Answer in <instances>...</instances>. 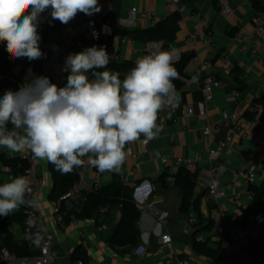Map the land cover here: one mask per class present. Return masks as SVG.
Segmentation results:
<instances>
[{"label":"crops","instance_id":"1","mask_svg":"<svg viewBox=\"0 0 264 264\" xmlns=\"http://www.w3.org/2000/svg\"><path fill=\"white\" fill-rule=\"evenodd\" d=\"M170 1L172 6L168 8L165 0H103V23L111 32L115 31L110 38L111 45L117 46L118 50L117 54L114 53L115 61L135 63L138 58L146 55L142 50L144 41L140 38L133 39L124 32L146 30L175 13L179 5L184 8L183 22L177 27L174 38L153 41L162 47L166 44L176 49L181 56L189 57L184 69L187 77L182 80L181 88L178 90L180 104L173 112L178 116L177 123L172 124L167 115L158 139L148 141L142 146L141 136L139 140L127 144L126 160L119 173H100L95 166L90 168L84 165L82 176L75 185L78 191L64 200L67 210L77 212L83 204L84 194L94 188L107 185L114 179L131 187L133 199L140 209L137 220L140 232L138 244L146 246V255L137 257L133 252L135 247H112L108 243V238L120 217L118 206H113L107 215L106 209L103 208L88 218L71 216V222L65 229H59L54 219L55 205L48 198L52 187L48 162L35 158L37 172L43 178L38 204L45 224L54 235L52 247L54 264H68L72 261V254L76 248L84 250L88 258L96 264H160L172 257L188 259L191 264H231L226 261L213 262L193 249L196 235L208 240L209 246H217L209 237V230L206 228L207 221L212 220L215 214L219 215L220 224L227 229L231 240L242 241L256 258H264V223L254 214H249L245 218L244 226L235 222L241 211L249 210L253 204L252 197L248 195L249 184L235 176L236 169L252 165L256 177L254 185L260 186L264 182V144L251 141L253 137L258 140L264 136V105L256 108L259 120L251 122L247 137L240 138L238 134L233 133L231 142L220 157L212 162L203 161L187 168L195 182L194 195L199 197V212L193 209L188 213L180 211L181 192L179 188L173 186V178L170 175L173 159L183 157L194 160L197 155L204 154L230 131L229 126L222 125L217 132L204 137L202 134L204 125L218 123L222 111L237 113L244 117L246 110H252V100L264 93V56L263 63L259 64L250 53L240 52L239 44L233 38L235 33L243 32L248 34L251 40L264 41V34L258 35L251 23L256 11L251 0H230L231 11L226 15L219 11V0ZM131 8L153 12L156 20L136 18L131 21L128 18V11ZM84 16L85 14L79 13L73 25L77 26L82 22ZM42 19L41 13L38 32L41 36L40 48L45 55L31 62L26 58L14 60L10 57V72L19 79L20 85L32 78L26 75L28 66L33 67L36 76L65 75L67 73L64 71L65 57L70 53L83 51L74 46L73 40L77 37L84 40L88 38L86 34H79L77 29L67 33L44 27L41 24ZM189 35L195 36V43L186 41ZM121 36H126L127 40L122 41ZM104 37L106 36H102L101 39ZM100 42L96 46H101ZM1 49L2 43L0 51ZM223 54L230 58L231 65L228 68L221 62ZM233 67L239 69L238 77L244 87L242 92H238L232 80ZM210 78L221 81V85L213 89L212 99L205 101L202 85ZM6 91L8 90L2 89L0 97ZM181 111H184V115ZM157 123L160 124V120ZM239 144L244 146V158H240L238 154ZM134 153L135 160L132 158ZM0 155L7 159L24 158L31 155V152L14 153L0 147ZM163 156L167 157L168 163L160 160ZM82 159L86 163L89 161L88 156ZM136 163L139 169L133 170ZM220 167L224 169L223 173L212 172V169ZM12 179V174L6 170L0 159V184ZM212 179L218 181L219 189L223 192V195L217 198L208 192L207 184ZM238 194L237 203L234 199ZM18 210L19 208L6 216L5 226L16 241H21L26 239L23 227L12 220V216ZM190 218L194 221L191 222ZM196 230L198 232L194 235ZM162 234H167L171 241L157 244V239ZM1 236L0 232V248H3Z\"/></svg>","mask_w":264,"mask_h":264},{"label":"clouds","instance_id":"2","mask_svg":"<svg viewBox=\"0 0 264 264\" xmlns=\"http://www.w3.org/2000/svg\"><path fill=\"white\" fill-rule=\"evenodd\" d=\"M46 10L68 24L78 13H99L101 5L98 0H0V43L12 59L31 62L45 55L38 23ZM110 60L105 47L93 45L65 57L64 87L33 76L18 91H6L0 97V147L30 151L62 174L81 166L86 156L100 173H119L125 146L141 136L145 143L158 139L161 112L179 106L173 81L180 74L169 50L138 58L123 79L108 69ZM30 192L25 176L0 184V216L22 205L36 207L37 199H26Z\"/></svg>","mask_w":264,"mask_h":264},{"label":"built area","instance_id":"3","mask_svg":"<svg viewBox=\"0 0 264 264\" xmlns=\"http://www.w3.org/2000/svg\"><path fill=\"white\" fill-rule=\"evenodd\" d=\"M166 1V7L170 8L172 6V2L170 0ZM101 5V11L99 13H95L91 16L85 15L84 20L80 22L77 26L73 25L74 20L77 18L78 14L72 19L68 24H62L58 20H53L50 14V10H46L43 12V19L41 21L42 26L50 28V29H58L61 32L72 33L75 29H77L79 34H86L88 38L86 40L81 37H77L73 40V44L75 47L84 50L87 47H91L93 45H97L100 42L102 36L111 35V29L108 28L103 23V0H98ZM219 11L221 14L226 15L231 11L230 0H219ZM176 12L179 14V18L176 22L177 26L181 25L184 17V8L179 5L177 7ZM129 20L133 21L136 18L140 19H150L156 20L155 14L153 12H149L147 10L141 9L137 10L136 8H131L128 11ZM251 23L254 27V30L258 35L264 34V11L256 12L252 18ZM103 28V30H102ZM95 34V35H94ZM234 40L239 44V50L242 53H250L259 64L263 63V53H264V41L263 40H251L248 34L243 32H237L234 35ZM121 40H127L126 36H121ZM187 42L195 43V36L189 35L186 38ZM114 53L117 54V46H113ZM142 50L145 54H152L160 50H169L173 53L174 60L177 62L180 59V54L176 49H173L170 46L162 47L159 46L156 42L150 41L143 43ZM41 59V58H40ZM197 59V57H195ZM222 64L228 68L231 65L230 58L228 55L223 54L221 56ZM206 65L207 63L204 62ZM27 76H36V73L33 71L32 66H28L26 68ZM60 75H51L49 79L52 83L56 84L60 80ZM221 85V81L216 78L207 79L203 85L202 90L204 93V100L210 101L213 96V89L217 88ZM177 90V89H176ZM178 91V90H177ZM177 109V108H176ZM175 109V110H176ZM174 110V111H175ZM171 111L170 122L172 124H176L178 121V116L174 115L171 109H165L161 112L160 116V124L163 123L166 119V116ZM181 114L184 115V111H181ZM259 120V114L257 111L254 112L251 119L244 118L237 113H228L227 111L221 112V118L218 123L206 124L202 128V134L204 137H208L211 134L217 132L220 127L229 126L230 131L217 143L209 148L204 154L197 155L194 160H189L183 157H176L173 159V165L170 171V175H172L178 167L191 168L195 164L206 161L212 162L213 160L220 157L227 147V145L232 140L233 133L239 135L240 138H245L248 136V127L252 121ZM252 143H260L264 144V136L260 137L258 140H255L254 137L251 139ZM148 143V142H147ZM147 143L144 142V137L141 139V145L145 146ZM238 154L240 158L245 157V149L242 144L238 146ZM29 162V167L25 170L23 176H25L29 181V186L31 188V192L26 196V199H37L39 196L40 189L43 185V178L38 174L36 168V162L33 155H28L24 157ZM132 158L136 159V154H132ZM83 160V159H82ZM163 163H168L167 157H161L160 159ZM84 165H88L90 168L94 167L91 164L90 160L86 163L83 160L81 166L76 167L79 176H82V168ZM139 165L136 163L133 165V170H138ZM6 170L9 171V168L6 167ZM224 169L220 167L219 169H212L213 173H223ZM235 176L241 178L249 185L255 184L256 177L254 174V166L246 165L242 166L235 171ZM208 192L215 198L223 195V192L219 189V183L217 180L212 179L208 181L207 184ZM78 191L77 186L70 189L65 195L61 197V200H66L72 195H74ZM251 197V194L248 193ZM235 202H239V194L234 199ZM24 214L25 219L23 223V231L24 236L28 243L33 245L37 249V253L32 256H26L22 258H17L14 255L10 254L5 248H0V263L4 264H54L55 256L52 253L54 235L50 228L45 224L43 216L39 209V204L36 207L24 205ZM54 219L57 227L59 229H65L66 224L63 220V217L60 213L57 212V207L55 206ZM191 222L194 221L193 218H190ZM227 229L222 227L220 224L219 215L215 214L212 217V225L209 229V237L219 245L224 251L227 263H239V264H264V259L259 260L255 259L252 255V252L249 249H245L243 247L242 241L239 240H231L228 236L225 235ZM196 241H205V238L201 235H196ZM171 241V238L167 234H162L157 239V244H165ZM134 255L137 257H144L146 255L147 249L144 244H137V246L133 250ZM68 264H96L92 259H76L74 261H70ZM160 264H191L188 259L172 257L170 259L165 260Z\"/></svg>","mask_w":264,"mask_h":264},{"label":"trees","instance_id":"4","mask_svg":"<svg viewBox=\"0 0 264 264\" xmlns=\"http://www.w3.org/2000/svg\"><path fill=\"white\" fill-rule=\"evenodd\" d=\"M252 7L256 12L264 11V0H251ZM179 14L177 12L172 15L158 21L152 27L136 31V32H124L125 35L130 36L133 39H142L144 43L157 40H171L174 38L177 30V20ZM115 33V31L112 32ZM112 36H106L100 39L101 46L105 47L111 57L108 69L114 72L120 73V78L123 79L124 75L135 66V63L131 61L117 62L114 59L113 46L110 43ZM165 46H167L165 44ZM164 46V47H165ZM189 60L187 56H180L177 62H174V66L180 74V79L174 80L173 83L177 90L181 88L182 80L187 76L184 73V69ZM10 56L5 50V44L2 43V49L0 51V91L2 89L18 91L20 87V81L18 78L12 75L9 69ZM233 75L232 80L237 86L238 92H242L244 87L238 77L239 69L233 67L231 69ZM68 72L61 76L60 80L56 83L58 87H64L67 83ZM264 105V93L259 97L252 100V110H246L243 114L245 118L253 116L256 108ZM0 159L3 164L9 168V172L13 178L17 176H23L25 170L29 167V162L26 158L17 157L7 159L0 155ZM48 170L52 177V187L49 192L48 198L57 207V212L63 217L66 225L71 222V216L76 218H88L92 213L99 211L103 208L106 209V215L113 206H118L120 209V217L113 233L108 238V243L112 247H136L140 236L139 229L137 228V220L140 216V209L132 196V188L125 185L122 181L114 179L107 185L94 188L91 191L84 194V201L79 211L75 212L67 210L64 204V200L61 197L65 195L70 189H72L80 179L79 173L75 168L71 173L62 174L57 171L56 168L48 163ZM173 186L180 189L181 203L180 211L182 213H188L190 209L199 212V197L194 195L195 182L193 180L192 173L185 167H178L172 174ZM165 183H163L164 185ZM249 193L252 197V207L249 210H242L241 213L235 219V222L240 226L245 225V218L249 214H254L262 223H264V182L260 185H249ZM6 216H0V232L1 245L10 254L17 258L26 256H32L37 253V249L28 243L26 239L16 241L12 233L5 226ZM25 219L24 205L19 207V210L12 216L14 222L19 223L23 227ZM212 225V220L209 219L206 224V228L209 230ZM197 230L194 235L197 234ZM228 236L227 232L225 233ZM205 241H193V249L196 253L208 257L213 262H224L226 259L225 251L217 245L211 247ZM245 249H249L243 245ZM250 250V249H249ZM253 255V253H252ZM255 259L263 260L264 258ZM88 256L84 250L75 249L72 254V261L76 259H87ZM4 264V263H0Z\"/></svg>","mask_w":264,"mask_h":264}]
</instances>
